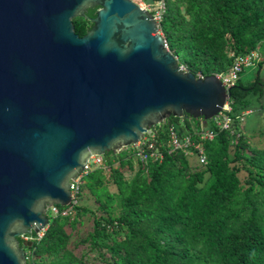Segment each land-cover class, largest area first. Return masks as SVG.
<instances>
[{
	"label": "trees",
	"instance_id": "16d2710c",
	"mask_svg": "<svg viewBox=\"0 0 264 264\" xmlns=\"http://www.w3.org/2000/svg\"><path fill=\"white\" fill-rule=\"evenodd\" d=\"M141 1L162 2L157 31L194 77L227 73L252 52L256 59L238 78L245 69L256 74L229 88L228 111L209 120L169 117L149 128L160 160L140 163L131 146L105 154L103 166L80 175L74 203L54 206L66 215L48 210L41 236L25 235L32 239L26 264H264V148L249 141L264 135V0ZM71 23L76 34L91 25ZM169 127L199 143L200 153L183 143L170 151ZM199 128L212 139L198 140Z\"/></svg>",
	"mask_w": 264,
	"mask_h": 264
},
{
	"label": "water",
	"instance_id": "95a60500",
	"mask_svg": "<svg viewBox=\"0 0 264 264\" xmlns=\"http://www.w3.org/2000/svg\"><path fill=\"white\" fill-rule=\"evenodd\" d=\"M228 97L215 75L180 69L134 0H0V264H26L17 238L70 205L90 159L169 117L209 120Z\"/></svg>",
	"mask_w": 264,
	"mask_h": 264
},
{
	"label": "built area",
	"instance_id": "2783aa9c",
	"mask_svg": "<svg viewBox=\"0 0 264 264\" xmlns=\"http://www.w3.org/2000/svg\"><path fill=\"white\" fill-rule=\"evenodd\" d=\"M137 4H138V2H137ZM150 6H153V7H150ZM140 7L148 10L151 13L152 18L156 22V24L159 22L161 15L163 13V4L161 1L154 4V5H150V4L148 6L147 5H141ZM255 57H256V54L253 52L250 53L249 55H246L243 57H237L234 60L231 68L228 70L227 73H224L222 75H215L219 79V81L221 82V84L225 90L232 87L235 84L236 80L238 79V74L241 72L242 68H245V67L252 65L253 61L256 59ZM179 67L182 71L185 72V69L182 66H179ZM198 78H201V77H198ZM222 110H224V111L229 110V108L227 106V102H226V106ZM228 122H230V120L224 119V121L220 124L221 128L226 129ZM167 132H168V139L170 141V146L172 148V150H170V151H173L174 149L179 148L181 146V144L183 143L184 147L191 146L194 150H197L200 153V151L198 149V146H200L199 143L191 144V142H189L187 137L180 140L175 135V132L173 131L172 127H169ZM196 133L198 134V140H204V139L205 140H211L213 137V134L211 133V131H208V129L203 130L202 128H199V130L196 131ZM130 146L132 148L133 156L140 163H145L147 160L158 161L161 159V154L158 151V149H157V147L153 141V135L150 133L149 130H146L144 132L143 136L141 137V139L136 144L130 145ZM92 160L97 165H100V163H101V158H99V157L92 159ZM198 162L203 164L204 163L203 158H199ZM86 170H89L88 166H87ZM79 179H80V175H78L74 181L70 182V186H69L70 196H71V191L77 190V183L79 184ZM73 203L74 202L72 201V196H71V203L70 204H73ZM49 210H50V212H52L53 215L64 216L67 213L66 211L58 212L54 206L50 207ZM41 233L42 232L37 233V238H39L41 236ZM20 239L24 243L32 241L31 238H29L25 235L20 236Z\"/></svg>",
	"mask_w": 264,
	"mask_h": 264
},
{
	"label": "rangeland",
	"instance_id": "374dc122",
	"mask_svg": "<svg viewBox=\"0 0 264 264\" xmlns=\"http://www.w3.org/2000/svg\"><path fill=\"white\" fill-rule=\"evenodd\" d=\"M136 3L138 2V4L141 6V5H149V3H147L146 1H144V2H142V1H140V0H134ZM150 7H153V6H150ZM151 9V8H150ZM258 61V60H257ZM255 66V65H254ZM256 67V66H255ZM255 74H256V70H254V68L253 69H245V71H243L241 74H240V76H239V78H238V80H237V82L238 83H240V84H246L247 82H249L250 80H252L253 78H254V76H255ZM258 76L261 78V73H259L258 74ZM245 122H247V128L249 127V126H251L249 123L250 122H252V119L249 117V116H246L245 118ZM254 120V119H253ZM261 122V121H260ZM253 123V122H252ZM251 123V124H252ZM253 128H255V129H260L259 127H255V126H253ZM250 141V144L251 145H254L256 148H264V135L263 136H258V135H253V137H252V139L251 140H249ZM122 152H124L123 150H121ZM123 154H125V153H123ZM194 161L195 160H193V159H190V163H194ZM114 166H115V164H114ZM91 167L92 168H95V166L94 165H91ZM123 174H124V176L125 177H127L128 176V174H126V173H124V172H122ZM109 189H111L110 187H109ZM50 215V214H49ZM88 223H89V221H84V224H83V228L84 229H88L89 228V225H88Z\"/></svg>",
	"mask_w": 264,
	"mask_h": 264
},
{
	"label": "clouds",
	"instance_id": "9594fccd",
	"mask_svg": "<svg viewBox=\"0 0 264 264\" xmlns=\"http://www.w3.org/2000/svg\"><path fill=\"white\" fill-rule=\"evenodd\" d=\"M141 1V0H140ZM185 72H187V71H185ZM195 78H198V77H195ZM202 78V77H201ZM229 89V88H228ZM227 102V101H226ZM124 149V148H123ZM123 149H121V150H123ZM120 150V151H121ZM97 157H99V158H101V163H100V165H97V164H95L94 162H93V160L92 159H95V158H97ZM92 159H90L89 160V162H88V167H89V170H85L83 173H81V174H85V173H87V172H89V171H91L93 168L91 167V165H94L95 166V168L96 167H101V166H103V164H104V162H105V158L103 157V156H95V157H93ZM80 174V175H81ZM49 210V209H48ZM47 210V211H48ZM46 211V212H47ZM42 232V231H41ZM40 233V232H39ZM24 243V242H23ZM26 243H28V242H26ZM30 243V242H29Z\"/></svg>",
	"mask_w": 264,
	"mask_h": 264
}]
</instances>
